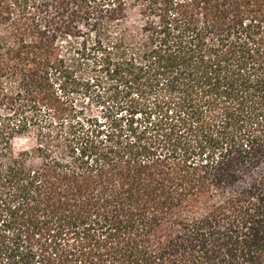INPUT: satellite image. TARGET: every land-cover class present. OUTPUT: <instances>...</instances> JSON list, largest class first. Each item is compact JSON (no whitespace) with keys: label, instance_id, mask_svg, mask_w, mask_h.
Returning <instances> with one entry per match:
<instances>
[{"label":"trees","instance_id":"obj_1","mask_svg":"<svg viewBox=\"0 0 264 264\" xmlns=\"http://www.w3.org/2000/svg\"><path fill=\"white\" fill-rule=\"evenodd\" d=\"M0 264H264V0H0Z\"/></svg>","mask_w":264,"mask_h":264},{"label":"rangeland","instance_id":"obj_2","mask_svg":"<svg viewBox=\"0 0 264 264\" xmlns=\"http://www.w3.org/2000/svg\"><path fill=\"white\" fill-rule=\"evenodd\" d=\"M85 90L80 89L79 91H75L72 93V97L75 103L78 104V109L80 110L78 113V119L88 123L89 118H95L100 120L101 122L105 121L107 118V111L101 105H98L95 100L92 99L89 95H87ZM106 112V113H105ZM127 113V112H126ZM125 112H120L119 114L127 118L129 115ZM108 114V113H107ZM35 145V137L26 136L19 137L16 140L17 148H27L33 147Z\"/></svg>","mask_w":264,"mask_h":264}]
</instances>
